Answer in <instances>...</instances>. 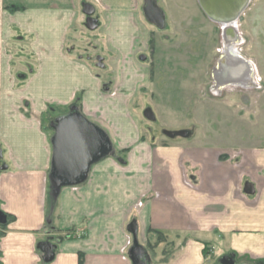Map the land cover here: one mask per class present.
Returning <instances> with one entry per match:
<instances>
[{"label": "crops", "instance_id": "0c3cea01", "mask_svg": "<svg viewBox=\"0 0 264 264\" xmlns=\"http://www.w3.org/2000/svg\"><path fill=\"white\" fill-rule=\"evenodd\" d=\"M143 3L0 0V264H264V132L141 138ZM64 106L112 151L54 195Z\"/></svg>", "mask_w": 264, "mask_h": 264}, {"label": "rangeland", "instance_id": "374dc122", "mask_svg": "<svg viewBox=\"0 0 264 264\" xmlns=\"http://www.w3.org/2000/svg\"><path fill=\"white\" fill-rule=\"evenodd\" d=\"M154 3L161 10L162 21L150 20L143 13L148 41L143 42L142 50L148 74L143 89L136 88L134 106L141 138L164 143L197 134L214 135L209 138L216 140L218 133H232L248 140V135L264 132V80L257 69L264 68V0H250L237 21L242 40L238 49L253 65L255 62L257 87L222 91H216L212 78L223 44L220 25L197 0ZM61 109L46 111L51 113L44 121L49 131H53L50 121H55Z\"/></svg>", "mask_w": 264, "mask_h": 264}, {"label": "water", "instance_id": "95a60500", "mask_svg": "<svg viewBox=\"0 0 264 264\" xmlns=\"http://www.w3.org/2000/svg\"><path fill=\"white\" fill-rule=\"evenodd\" d=\"M209 2L220 7L223 0ZM144 12L148 19L162 21L161 10L154 0H145ZM51 126L49 180L56 195L62 186L82 183L90 166L112 151V143L108 134L88 120L76 106H71L68 112L55 118ZM137 264L145 263L138 260Z\"/></svg>", "mask_w": 264, "mask_h": 264}, {"label": "flooded vegetation", "instance_id": "af4514ba", "mask_svg": "<svg viewBox=\"0 0 264 264\" xmlns=\"http://www.w3.org/2000/svg\"><path fill=\"white\" fill-rule=\"evenodd\" d=\"M144 5L145 1L143 3V9ZM237 24L236 21L231 28H224L219 24L223 30V44L220 49V57L216 62L212 74L214 82L213 87L216 91H222L225 88L235 89L238 87L247 90L257 87L254 65L247 57H244L238 49V44H240L242 40ZM241 58L246 61L245 64L240 63ZM239 71L241 73H239Z\"/></svg>", "mask_w": 264, "mask_h": 264}, {"label": "bare ground", "instance_id": "6f19581e", "mask_svg": "<svg viewBox=\"0 0 264 264\" xmlns=\"http://www.w3.org/2000/svg\"><path fill=\"white\" fill-rule=\"evenodd\" d=\"M197 1L206 15L224 28H231L250 2V0H223L222 5L218 7L213 2L208 3L209 0ZM240 63L245 64L246 61L241 58ZM239 73L241 72L239 71Z\"/></svg>", "mask_w": 264, "mask_h": 264}, {"label": "trees", "instance_id": "16d2710c", "mask_svg": "<svg viewBox=\"0 0 264 264\" xmlns=\"http://www.w3.org/2000/svg\"><path fill=\"white\" fill-rule=\"evenodd\" d=\"M7 8H8L9 11H15V10H21L23 7L21 5H19V4H15V5H9ZM62 108L64 110H62V109L60 110V112H59L60 115L68 112V110H69V106H64ZM51 109L52 108H50L49 110L51 111ZM78 109H79V107H78ZM46 114H50L51 115V113H46ZM142 139H143V137H142Z\"/></svg>", "mask_w": 264, "mask_h": 264}]
</instances>
